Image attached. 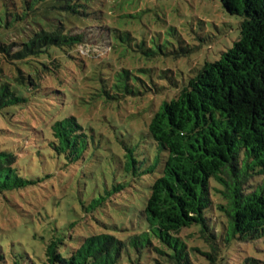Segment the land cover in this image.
<instances>
[{"label":"trees","instance_id":"obj_1","mask_svg":"<svg viewBox=\"0 0 264 264\" xmlns=\"http://www.w3.org/2000/svg\"><path fill=\"white\" fill-rule=\"evenodd\" d=\"M220 1L228 13L243 18L240 36L152 115L148 132L167 154L141 210L144 226L124 239L109 232L40 235L39 264H122L131 248L154 264H196L185 240L190 235L183 233L190 227L196 228L191 235L206 243V250H196L217 264L231 237L264 238V0ZM101 5L102 0L3 2L0 53L14 74L0 68V118L5 112L27 116L30 99L50 89L47 74L66 73L73 51L92 46L88 39L96 30L103 34ZM123 89L132 91L127 85ZM41 139L65 166L79 161L89 143L75 115L45 123ZM18 159L16 152L0 149L1 193L44 181L24 176ZM136 163L133 159L135 170ZM158 166L156 161L148 171ZM257 177L261 181L254 183ZM4 259L0 253V264Z\"/></svg>","mask_w":264,"mask_h":264},{"label":"rangeland","instance_id":"obj_2","mask_svg":"<svg viewBox=\"0 0 264 264\" xmlns=\"http://www.w3.org/2000/svg\"><path fill=\"white\" fill-rule=\"evenodd\" d=\"M100 10L106 30L93 32L92 46L73 51L66 73L47 74L50 89L40 91L47 95L30 99L23 118L8 112L0 118V149L19 155L24 176L44 178L27 189L0 192L1 264H39L40 235L109 232L124 239L144 226L141 210L167 154L147 125L206 61L233 46L243 20L220 0H102ZM0 68L14 74L2 53ZM70 115L83 124L89 143L79 161L65 166L63 157L44 146L41 134L45 123ZM156 161L158 168L149 172ZM94 199L103 201L91 207ZM195 230H183L190 235L185 237L190 255L196 264H212L196 250H206V243L191 235ZM125 256L122 264L155 262L146 254L139 258L133 248ZM222 256L217 264H257L264 260V238L237 234L224 241Z\"/></svg>","mask_w":264,"mask_h":264}]
</instances>
